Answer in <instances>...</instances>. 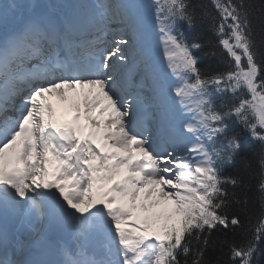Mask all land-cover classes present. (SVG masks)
Segmentation results:
<instances>
[{
	"label": "snow or ice",
	"instance_id": "obj_1",
	"mask_svg": "<svg viewBox=\"0 0 264 264\" xmlns=\"http://www.w3.org/2000/svg\"><path fill=\"white\" fill-rule=\"evenodd\" d=\"M238 232L227 264H264V0H0V264H213Z\"/></svg>",
	"mask_w": 264,
	"mask_h": 264
},
{
	"label": "trees",
	"instance_id": "obj_2",
	"mask_svg": "<svg viewBox=\"0 0 264 264\" xmlns=\"http://www.w3.org/2000/svg\"><path fill=\"white\" fill-rule=\"evenodd\" d=\"M253 2L257 7H259L261 4V0H253ZM200 3L210 6L211 1L200 0ZM253 23L256 26V28L259 29L260 20L254 19ZM195 36L203 44L205 53L208 52L217 53V55L215 56L205 55L201 53L202 55L201 67L206 71L210 68H217L221 70L226 68L227 57L221 55L222 48H220L218 44V38L216 36V33L213 31L211 24L206 23L201 26H198V28L195 31ZM234 128L237 134H239L245 140H248V134L246 130L243 129L242 126L235 125ZM248 143L251 144L252 142L249 140ZM258 179L259 177L255 171L248 172L246 186L243 189L239 190L238 192V198H240L242 201L245 198H247L249 201L247 204L242 203L240 206H237L236 208L237 213L240 215L242 221L245 224H247L250 219L254 221L255 215H257L261 211V207H262L261 200L255 188ZM250 235H251L250 232L248 233L238 232L235 234V236H233V234L231 233L228 234V236H225L223 233L219 234L217 238L218 242L212 248L210 253V258L212 259L213 264H227L228 261V246L219 243V241L228 240L229 242H232L234 240L236 243H239L242 238H245Z\"/></svg>",
	"mask_w": 264,
	"mask_h": 264
},
{
	"label": "rangeland",
	"instance_id": "obj_3",
	"mask_svg": "<svg viewBox=\"0 0 264 264\" xmlns=\"http://www.w3.org/2000/svg\"><path fill=\"white\" fill-rule=\"evenodd\" d=\"M53 1V2H52ZM58 0H51L50 2H44V3H46V4H48V5H54V2H57Z\"/></svg>",
	"mask_w": 264,
	"mask_h": 264
},
{
	"label": "bare ground",
	"instance_id": "obj_4",
	"mask_svg": "<svg viewBox=\"0 0 264 264\" xmlns=\"http://www.w3.org/2000/svg\"><path fill=\"white\" fill-rule=\"evenodd\" d=\"M74 245V244H73Z\"/></svg>",
	"mask_w": 264,
	"mask_h": 264
}]
</instances>
